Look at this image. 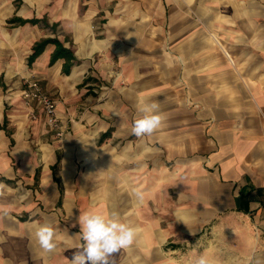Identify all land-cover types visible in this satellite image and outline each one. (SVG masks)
Listing matches in <instances>:
<instances>
[{"label":"crops","instance_id":"obj_1","mask_svg":"<svg viewBox=\"0 0 264 264\" xmlns=\"http://www.w3.org/2000/svg\"><path fill=\"white\" fill-rule=\"evenodd\" d=\"M19 2L0 7V122L15 141L0 130V264H68L89 209L139 229L115 264H264V0ZM55 35L69 74L53 43L28 63ZM29 78L57 98L64 136L41 109L29 117ZM142 99L164 123L137 138ZM43 223L59 229L51 254L34 239Z\"/></svg>","mask_w":264,"mask_h":264},{"label":"clouds","instance_id":"obj_2","mask_svg":"<svg viewBox=\"0 0 264 264\" xmlns=\"http://www.w3.org/2000/svg\"><path fill=\"white\" fill-rule=\"evenodd\" d=\"M136 108L138 118L132 123V135L137 138L151 136L162 128L164 117L159 102L142 99ZM5 188V185L0 184V191ZM134 195L137 200L143 199L139 190H134ZM78 223L80 243L76 245L77 251L68 264H115V254L130 248L139 231L131 223L122 222L121 214L117 211L104 214L89 209L79 215ZM58 231L49 223L36 225L34 239L44 253L51 254L57 249ZM196 264H207V261L201 257Z\"/></svg>","mask_w":264,"mask_h":264},{"label":"trees","instance_id":"obj_3","mask_svg":"<svg viewBox=\"0 0 264 264\" xmlns=\"http://www.w3.org/2000/svg\"><path fill=\"white\" fill-rule=\"evenodd\" d=\"M48 17L45 18H38V17H32V18H23L20 16H14L9 20L10 23H15L18 25H24L26 23H31V24H43L46 28H49L52 30L54 33H56L57 28H58V23H50L47 19ZM49 43H53L56 45V49L52 55L51 58V63H54L57 59L59 58H64L65 63H64V73L69 74L72 66H74L75 62L77 61L75 54L72 49H68L63 42L58 38L57 35L52 36V37H46L43 38L42 40L36 42L33 45L32 53L29 55L28 58V63L31 65L34 60L44 51L46 46ZM4 129L6 133L10 136L11 140L13 141L12 144L15 142L12 133L13 131L8 128V121L7 118L5 117L3 124L0 122V130ZM57 167V165L54 166ZM57 178V177H56Z\"/></svg>","mask_w":264,"mask_h":264},{"label":"built area","instance_id":"obj_4","mask_svg":"<svg viewBox=\"0 0 264 264\" xmlns=\"http://www.w3.org/2000/svg\"><path fill=\"white\" fill-rule=\"evenodd\" d=\"M25 104L31 109L32 117H38V109L46 116L47 123L55 129L58 136H64L65 131L57 114L58 100L49 93L38 79L29 78L25 80L23 90Z\"/></svg>","mask_w":264,"mask_h":264},{"label":"rangeland","instance_id":"obj_5","mask_svg":"<svg viewBox=\"0 0 264 264\" xmlns=\"http://www.w3.org/2000/svg\"><path fill=\"white\" fill-rule=\"evenodd\" d=\"M11 1H13V3L15 4V5H20L21 4V2H19L20 0H0V7L2 6V4L5 6V3H11ZM16 29H13V28H11V27H8V34H7V36L5 37V41L8 43V45H11V43L12 42H14L15 40H16ZM4 47H5V45H4ZM6 48V47H5ZM4 48V49H5ZM27 80V79H26ZM23 85H24V87H25V81L23 82ZM23 97V96H22ZM23 101H24V97H23ZM25 102V101H24ZM32 120L33 119H36V118H34V117H32V115L30 114V116H29ZM15 161V160H14ZM16 164V163H15ZM14 164V165H15ZM0 178H2V177H0Z\"/></svg>","mask_w":264,"mask_h":264}]
</instances>
